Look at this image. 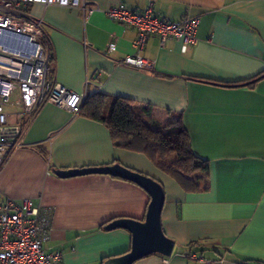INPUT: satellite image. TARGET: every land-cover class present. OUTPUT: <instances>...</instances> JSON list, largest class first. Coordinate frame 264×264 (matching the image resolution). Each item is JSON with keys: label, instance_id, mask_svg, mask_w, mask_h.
Here are the masks:
<instances>
[{"label": "crops", "instance_id": "crops-1", "mask_svg": "<svg viewBox=\"0 0 264 264\" xmlns=\"http://www.w3.org/2000/svg\"><path fill=\"white\" fill-rule=\"evenodd\" d=\"M85 1L100 10L124 4L140 11L149 0ZM153 7L168 20L191 16L199 24L197 42L185 53L177 41L160 47L150 36L140 53L153 62L150 71L121 64L133 53L136 32L102 12L83 16L34 4L29 13L42 22L58 84L85 97L102 92L150 107L154 124L182 114L193 153L209 163L194 177L201 189L185 191L145 154L114 147L102 123L51 104L30 115L12 105L15 112H6L21 127V146L0 167V206L30 199L48 209L42 246L60 252V264H104L131 247L127 230L104 226L143 220L149 195L109 175L60 178L54 171L119 163L162 186L160 224L173 241L169 257L152 254L133 264H264V77L253 87L239 85L264 73V0H153ZM193 253L203 261L187 256Z\"/></svg>", "mask_w": 264, "mask_h": 264}, {"label": "built area", "instance_id": "built-area-1", "mask_svg": "<svg viewBox=\"0 0 264 264\" xmlns=\"http://www.w3.org/2000/svg\"><path fill=\"white\" fill-rule=\"evenodd\" d=\"M34 4L78 10L83 16L102 12L109 20L131 27L136 32L131 42L133 53L121 64L140 70L153 68V62L140 55L150 36L157 37L160 47L168 40L179 42L182 53L197 42V17L185 16L175 22L155 15L153 0L140 11L124 4L100 10L85 0H0V167L21 146V127L8 121L9 105L20 108L22 115L34 113L42 104L79 115L85 98L47 77L49 55L42 43L43 25L29 13ZM114 49L110 43L107 51ZM49 232L48 209L35 207L30 199L20 203L6 200L0 206V264H60L62 254L48 253L42 246ZM191 258L203 261L195 254Z\"/></svg>", "mask_w": 264, "mask_h": 264}, {"label": "trees", "instance_id": "trees-1", "mask_svg": "<svg viewBox=\"0 0 264 264\" xmlns=\"http://www.w3.org/2000/svg\"><path fill=\"white\" fill-rule=\"evenodd\" d=\"M42 43L48 52L44 38ZM51 62L49 56L48 78H51ZM262 77L264 73H259L239 85L253 87ZM151 110L150 107L133 105L123 97L94 92L84 98L79 115L104 124L114 147L143 153L158 169L174 178L185 191L200 190L194 177L207 173L209 163L193 153L182 114L169 113L165 122L154 124L150 123ZM193 254L202 257L201 253ZM193 254L187 256L191 258ZM203 262L208 263L206 260Z\"/></svg>", "mask_w": 264, "mask_h": 264}, {"label": "water", "instance_id": "water-1", "mask_svg": "<svg viewBox=\"0 0 264 264\" xmlns=\"http://www.w3.org/2000/svg\"><path fill=\"white\" fill-rule=\"evenodd\" d=\"M54 174L60 178L91 174L109 175L134 183L144 189L149 195V202L143 220L115 219L104 226L106 231L124 229L131 234L129 251L122 256L107 260L104 264H133L152 254H158L163 257L170 256L173 241L164 235L160 224V216L164 204V191L159 182L119 163L101 167L56 170Z\"/></svg>", "mask_w": 264, "mask_h": 264}, {"label": "rangeland", "instance_id": "rangeland-1", "mask_svg": "<svg viewBox=\"0 0 264 264\" xmlns=\"http://www.w3.org/2000/svg\"><path fill=\"white\" fill-rule=\"evenodd\" d=\"M3 55L6 56L5 54H3ZM8 109H10L12 112H15V109H14V107L12 105H9Z\"/></svg>", "mask_w": 264, "mask_h": 264}]
</instances>
